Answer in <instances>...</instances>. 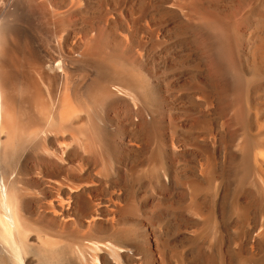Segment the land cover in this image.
Returning <instances> with one entry per match:
<instances>
[{"label":"bare ground","instance_id":"6f19581e","mask_svg":"<svg viewBox=\"0 0 264 264\" xmlns=\"http://www.w3.org/2000/svg\"><path fill=\"white\" fill-rule=\"evenodd\" d=\"M0 225V264H264V0H0Z\"/></svg>","mask_w":264,"mask_h":264},{"label":"rangeland","instance_id":"374dc122","mask_svg":"<svg viewBox=\"0 0 264 264\" xmlns=\"http://www.w3.org/2000/svg\"><path fill=\"white\" fill-rule=\"evenodd\" d=\"M0 228L2 229V232H3V228H2V226H1V225H0ZM1 229H0V230H1ZM33 233H34V232H33ZM33 233H32V234H33ZM0 238H1V231H0ZM0 247H2L1 240H0ZM11 263H12V262H11Z\"/></svg>","mask_w":264,"mask_h":264}]
</instances>
